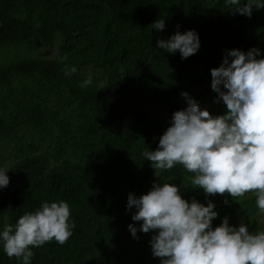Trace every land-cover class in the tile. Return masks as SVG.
Here are the masks:
<instances>
[{
	"label": "trees",
	"instance_id": "obj_1",
	"mask_svg": "<svg viewBox=\"0 0 264 264\" xmlns=\"http://www.w3.org/2000/svg\"><path fill=\"white\" fill-rule=\"evenodd\" d=\"M231 9L225 0H0V165L10 177L0 189V230L45 200L68 201L75 222L65 243L35 247L32 264H160L150 244L155 230L137 239L128 228L142 223L132 220L128 194L146 193L154 181L179 185L189 200L214 201V227L227 216L264 230L256 190L208 195L182 164L155 170L142 154L171 123L143 102L178 110L187 91L205 103L216 93L211 68L226 49L264 50V8L254 6L251 16ZM158 18L163 30L153 28ZM177 25L200 37L186 59L157 45ZM65 65L77 71L67 76ZM90 73L93 83L81 87ZM209 111L227 108L221 101ZM0 264L21 259L0 245Z\"/></svg>",
	"mask_w": 264,
	"mask_h": 264
},
{
	"label": "clouds",
	"instance_id": "obj_2",
	"mask_svg": "<svg viewBox=\"0 0 264 264\" xmlns=\"http://www.w3.org/2000/svg\"><path fill=\"white\" fill-rule=\"evenodd\" d=\"M231 11L251 16L253 7L264 8V0H225ZM163 30L165 18L152 23ZM157 45L170 53L179 50L186 59L195 54L201 41L195 29L175 31L169 38H158ZM264 52L253 46L247 51L226 49L222 63L211 68V88L227 111L214 115L187 91L181 95L187 106L175 110L171 123L159 138L155 150L142 153L156 170L171 169L177 163L192 173V184L208 195L229 193L234 199L256 190V204L264 212ZM232 59H229V58ZM259 57V58H258ZM66 59V57H62ZM77 71L65 65V75ZM93 83L90 73L81 87ZM9 168L0 165V189L10 182ZM156 175V174H155ZM195 187V188H196ZM227 203V200L225 201ZM135 207L128 228L134 238L138 231L155 230L150 239L152 254L160 264H264V230L250 231L229 218L213 226L217 217L215 202L207 204L181 194L180 186L154 181L149 191L129 193L127 209ZM75 227L71 206L63 199L48 201L21 215L15 224L0 230V245L9 256L32 264L33 249L55 239L65 243Z\"/></svg>",
	"mask_w": 264,
	"mask_h": 264
},
{
	"label": "rangeland",
	"instance_id": "obj_3",
	"mask_svg": "<svg viewBox=\"0 0 264 264\" xmlns=\"http://www.w3.org/2000/svg\"><path fill=\"white\" fill-rule=\"evenodd\" d=\"M54 55H55V51L49 53V56H54ZM217 95H218L217 93H212L209 99L205 103H200V106L202 108H207L208 110H210L211 108H213L222 101V99L219 102H216L214 100V97H216ZM143 104L145 105L146 108L152 111L157 117L171 121V116L175 111L173 108L164 104H156V103L150 104L148 102L146 103L143 102ZM186 106H187V102H186ZM256 220L258 224L264 222L263 217L261 216H259V218H257Z\"/></svg>",
	"mask_w": 264,
	"mask_h": 264
}]
</instances>
